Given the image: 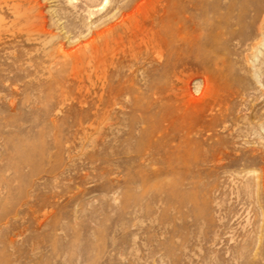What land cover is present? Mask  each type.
<instances>
[{"label":"rangeland","instance_id":"374dc122","mask_svg":"<svg viewBox=\"0 0 264 264\" xmlns=\"http://www.w3.org/2000/svg\"><path fill=\"white\" fill-rule=\"evenodd\" d=\"M0 264H264V0H0Z\"/></svg>","mask_w":264,"mask_h":264},{"label":"bare ground","instance_id":"6f19581e","mask_svg":"<svg viewBox=\"0 0 264 264\" xmlns=\"http://www.w3.org/2000/svg\"><path fill=\"white\" fill-rule=\"evenodd\" d=\"M88 13H91V11L90 10H88ZM108 21H109V19H108ZM119 23L120 22H118V21H116V22H107L106 23V25H102V27L100 28V29H97L96 31H95V33H94V37H98V38H104V37H108V35H110V34H112V33H114V34H116V31H117V28H118V25H119ZM125 23V22H124ZM94 32V31H93ZM118 33H119V31H118ZM94 37L92 38L93 40H94ZM96 38H95V40H96ZM156 41V40H155ZM155 41H154V45L153 44H149L145 49H144V51H145V53H146V55L148 54V56H149V54L150 53H153V51H154V46H156L155 45ZM171 42V40H169V43ZM173 42V41H172ZM171 45V44H170Z\"/></svg>","mask_w":264,"mask_h":264}]
</instances>
